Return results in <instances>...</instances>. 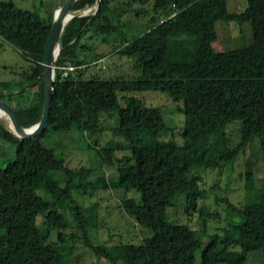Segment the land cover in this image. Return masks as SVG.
<instances>
[{
  "label": "trees",
  "instance_id": "1",
  "mask_svg": "<svg viewBox=\"0 0 264 264\" xmlns=\"http://www.w3.org/2000/svg\"><path fill=\"white\" fill-rule=\"evenodd\" d=\"M247 3L241 13L230 12L228 0H101L99 7L97 0H79L74 4L73 13L92 11L75 18L61 36L47 129L34 139L21 140L0 118V140L16 146L15 160L0 167V264H76L67 259L72 248L65 244L78 238L66 233L73 227L68 213L85 246L106 264L127 260L129 264H249L254 252H262L264 264V185L257 186L258 159L249 142L264 141V0ZM132 4L142 9L151 4L153 12L149 28L116 51L132 62L135 74L109 79L87 73L91 62L86 66L83 58L92 49L84 40L125 35L114 20ZM52 22L53 16L43 19L40 9L28 11L0 1V39L31 63L9 91L0 90V100L14 95L30 100L13 106L24 128L42 117L43 64ZM219 22L250 23L252 43L216 51ZM66 67L74 70L64 76ZM147 91L163 92L183 103V128H172L159 108L135 97L120 98ZM103 116L114 120L112 140L96 155L106 166H117L116 176L91 182L93 171L69 168L43 140L50 133L98 137ZM233 125L246 138L235 148L228 141ZM242 157L245 203L236 206L221 200L227 212L221 235L204 237L190 225L171 220L169 211L181 206L188 214L198 212L203 224L218 219L219 214L207 213L205 206L198 208L207 197L201 172L225 168L230 174ZM107 188L136 194L137 198L124 201L123 210L149 234L141 244L106 246L93 239L97 211L84 208L73 193L87 195ZM55 233L57 241H53Z\"/></svg>",
  "mask_w": 264,
  "mask_h": 264
},
{
  "label": "rangeland",
  "instance_id": "2",
  "mask_svg": "<svg viewBox=\"0 0 264 264\" xmlns=\"http://www.w3.org/2000/svg\"><path fill=\"white\" fill-rule=\"evenodd\" d=\"M11 1L14 5L23 10L34 11L40 9L43 19L48 20L54 15L60 7L63 0H0ZM247 0H228V9L232 13H241L247 8ZM144 8V7H143ZM152 5L149 4L142 9L140 4H132L125 10L119 11V19L115 18L114 24H120L121 31L125 35L114 33L107 37H93L84 40V43L92 49L83 62L87 67V73L99 75L103 78L117 79L133 77V64L128 59L121 58L116 51L125 44L126 40L131 39L144 33L150 26L152 17ZM91 9L75 12L77 14L91 13ZM218 41L214 48L218 52L239 49L250 45L253 41V30L250 23L239 25L235 22H219L216 26ZM31 63L27 61L21 53L0 39V90L9 91L10 84L20 81L25 70L30 68ZM84 66L83 68H85ZM135 97L142 100L146 106L159 108L163 111L167 123L178 131L183 128L185 122L184 113L181 111L183 103H175L163 92L147 91L132 92L121 94L120 98ZM3 99L12 106L20 103L27 104L30 102L27 98L20 99L18 96L3 97ZM121 104L125 103L121 101ZM181 107V108H180ZM1 118V117H0ZM8 124V118H1ZM114 126V120L107 116L102 117V132L98 137L83 136L78 133H50L43 145L55 150L59 157L65 159L66 165L71 169L84 168L94 173L90 176L91 182H96L99 177L104 176L106 180L116 176L115 167H108L98 160L96 150L106 146L112 140L110 129ZM245 136L242 134L237 125L229 128V145L232 148L237 147L244 141ZM246 139V138H245ZM97 140L95 144L93 141ZM253 143L252 150L257 154V165L254 169L257 186L264 185V141L257 139ZM121 157L122 154H119ZM16 158V146L0 140V167L6 166L9 161ZM245 166L243 157L235 164L233 170L229 172L223 168L215 171L201 172V188L207 192L204 201H199L198 208L205 206L207 213L219 214L218 219H209L203 224L198 212L188 214L184 206L169 211L170 218L175 223L188 224L192 229L200 231L202 235L211 236L222 234L227 225L226 205L221 200L227 199L236 206L245 203ZM73 196L84 207L97 211L98 227L93 230V239L99 244L106 246L141 244L146 236H149L136 221L129 217L123 210V203L127 198L136 197L133 192L125 190H114L112 188L97 189L87 195H79L74 192ZM69 214L73 227L66 230L67 234H77L78 238L70 240L66 246L72 248L68 253L67 259L76 264H106L101 261L95 253L88 249L82 239L81 234L76 228L73 216ZM43 218L39 219V225L42 226ZM205 225V227H203ZM209 237L204 238L208 241ZM53 241H57V234L53 236ZM262 252H254L249 256V264H262ZM130 262L127 260L126 264Z\"/></svg>",
  "mask_w": 264,
  "mask_h": 264
},
{
  "label": "water",
  "instance_id": "3",
  "mask_svg": "<svg viewBox=\"0 0 264 264\" xmlns=\"http://www.w3.org/2000/svg\"><path fill=\"white\" fill-rule=\"evenodd\" d=\"M79 0H63L60 7L53 15V22L51 32L45 47L44 58V104L42 117L39 123L30 127L24 128L20 123L19 117L12 105L6 101L0 100V108L5 111L10 122L11 130L21 139H34L43 134L47 129L51 117V110L53 107V93L55 82L56 61L60 54V39L65 31V28L75 18L86 17L87 14L74 15L72 7ZM101 0H97V7H99Z\"/></svg>",
  "mask_w": 264,
  "mask_h": 264
},
{
  "label": "bare ground",
  "instance_id": "4",
  "mask_svg": "<svg viewBox=\"0 0 264 264\" xmlns=\"http://www.w3.org/2000/svg\"><path fill=\"white\" fill-rule=\"evenodd\" d=\"M0 117H1V118H3V117L8 118L7 115L5 114V111L2 110L1 108H0ZM8 121H9V120H8ZM8 125H9V127L11 126V125H10V122H8Z\"/></svg>",
  "mask_w": 264,
  "mask_h": 264
},
{
  "label": "built area",
  "instance_id": "5",
  "mask_svg": "<svg viewBox=\"0 0 264 264\" xmlns=\"http://www.w3.org/2000/svg\"><path fill=\"white\" fill-rule=\"evenodd\" d=\"M64 70H65L64 76H66L67 75L66 71H73L74 68L73 67H66V68H64Z\"/></svg>",
  "mask_w": 264,
  "mask_h": 264
}]
</instances>
